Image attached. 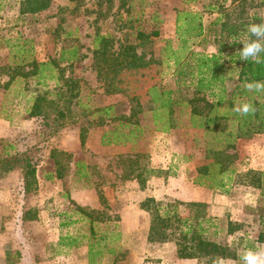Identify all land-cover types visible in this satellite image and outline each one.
<instances>
[{"label":"rangeland","instance_id":"obj_1","mask_svg":"<svg viewBox=\"0 0 264 264\" xmlns=\"http://www.w3.org/2000/svg\"><path fill=\"white\" fill-rule=\"evenodd\" d=\"M19 1L0 0V67L18 63L20 60L16 55L19 49H29V57L37 61H45L49 57L55 58L60 41L69 33L78 39L81 53L84 55L81 62L73 67V76L80 77L86 82L87 88L84 87L81 94L92 92L91 102H95L96 105L120 103L122 110L127 107L128 98L135 96L146 108L149 99L148 90L154 87L158 92L163 89H178L173 96L177 97L180 103L174 107L173 113L178 125L168 133H160L150 126L144 129L141 137L133 144L115 145L122 147L123 153L118 154V150L111 148L112 152L107 153L108 149H105L103 154L88 155L75 140L79 125L83 123L81 118L59 129L53 136L45 137L40 119L22 123L25 108L30 104V102L25 103V100L30 99L36 90L34 79L16 77L7 89H3L1 83L6 76L1 74L0 118L8 120V128L12 130L10 138L1 140L0 145H4L5 142L10 143L14 149H8L9 152L25 153L35 168V176L41 179L46 175H53V166L49 159L51 149L63 151L60 147L64 144L68 147L78 144L77 148L74 147L75 152L69 153L73 156L71 161L83 163L82 172L87 175L88 182L96 183L97 196L104 194L102 188L104 184L111 185V191L107 190L112 199L106 201L103 198L101 202L99 200L98 212L102 214V220L92 223L94 233L92 238H89L87 223L76 222L72 226L60 228L59 223L64 219L61 215L51 218L53 226L49 232H42L33 226L16 229L15 226L22 213H29L35 205L36 207L39 205L37 208L39 222L45 220L46 213L52 209H55L56 213L64 211L72 213L73 205L58 195L68 193L71 186L77 184L74 183L75 177L83 180L84 176L78 174L72 176L67 173L59 183L39 187L38 191L41 194L32 197V193H22V173L19 168L0 172V264H17V262L18 264H88L84 246L75 251L67 250L63 254L53 246L60 235L66 234L80 237L81 246L85 244L86 238L99 241L100 255L94 257V264H179L175 259L158 258L160 255L158 252L152 253L150 246L145 247L147 248L145 250L142 244L138 243L139 234L132 236L131 233H123L120 227L116 226L119 210L124 206H130L132 203L130 196L137 189L133 183H130L132 180L119 179L121 164L112 156L129 155L134 151L141 152L147 156L141 159V164L147 163L154 171H161L157 177L164 176V179L174 174L171 169H166L168 164H172L175 171L180 167L181 153L190 155L192 165L195 167L211 160L212 155L206 149L210 148V145L211 148L223 146L224 136L217 134L215 137L211 132L206 134L188 126V107L184 105V101L192 96L193 87L184 88L180 84L182 80L173 73L172 60H166V55L178 58V62L182 64L185 60L192 61L190 53L206 56L220 51V61L225 64L224 79L222 84L212 90V96L203 94L206 99L215 101L218 89L222 87L223 98L217 109L220 114L224 113L229 92L236 84L235 70L233 64L229 62V57L239 53L243 44L247 43V39L241 34L237 38V42L241 43L240 48L238 45L230 48L229 44L233 40L220 37L219 24H214V21L220 19L235 24L242 21L243 17L244 20L249 21L254 18L259 19V23H264V0L262 2L245 0L243 5L242 0L232 3L230 0H82L79 3L48 0L47 8L33 15L19 14ZM178 11L198 14L201 23V35L188 38L184 44L181 43L179 33L175 32L174 20ZM152 31L158 33L156 38L136 39L137 33H143L145 36ZM96 32L110 39L113 50H116L120 43H131L136 45L137 53L142 52L145 58L151 56L153 62L146 68L129 70L118 75L121 80L118 87L124 91L123 94L106 96L101 94V83L96 80L95 72L91 68V40ZM235 99L239 104L245 101L243 97ZM234 105L237 103H233ZM225 117L219 120L216 130L234 131L236 123L232 124L230 115L227 114ZM101 128H103L102 133L109 129L108 126ZM227 152L235 156L230 167L234 173L227 193H220L217 190L212 193L214 196L212 205L219 208L220 216L209 215L215 225L209 228L208 233L213 232L214 229L218 231L215 237H208L229 245L236 254V259L231 264H243L240 257L246 251L247 244L249 249L253 250L264 245V242L256 241L259 232L264 235V225L259 224L260 220L264 221V197L260 196L258 189L247 184L244 176L246 171L264 169V134H252L247 138L235 139L233 149H227ZM183 166L187 165L183 164ZM147 185H150V182ZM148 190L153 192L156 200H175L172 195V185L166 182H160L159 186L149 187ZM203 204L205 213L208 214L207 208L210 204ZM73 217L76 216L73 214ZM228 223L229 229L232 230L229 234ZM98 237L103 239L99 240ZM24 250L29 256L23 263L20 260L21 251ZM108 250L111 253H108ZM191 264L203 263L195 261Z\"/></svg>","mask_w":264,"mask_h":264},{"label":"trees","instance_id":"obj_2","mask_svg":"<svg viewBox=\"0 0 264 264\" xmlns=\"http://www.w3.org/2000/svg\"><path fill=\"white\" fill-rule=\"evenodd\" d=\"M68 1L79 3L82 0ZM234 1L237 0H230V3ZM244 1L242 0V5ZM258 1L262 2L263 0ZM47 5L48 0H20L18 12L21 15H33L46 9ZM253 19L248 21L242 17V21L235 24L216 19L214 24H219L220 37L224 36L227 40H233L229 44L230 48L233 45H238L240 48L241 43L237 42V38L241 34L244 35L247 42L255 39L247 31L249 24H259V19H254V21ZM174 24L175 32L179 33L178 36L182 44L188 38L201 35V23L199 15L196 13L178 11ZM157 36L156 31L145 36L143 33H137L136 39H142L141 37L156 38ZM91 46V68L95 72L96 80L101 83V94L105 96L124 93L118 87L121 83L118 75L121 72L143 69L153 62L151 56L145 58L142 52L137 53L136 45L131 43H120L116 50L111 49L110 39L97 32L92 36ZM17 53L16 57L20 60L18 63L13 66L0 67V75L6 76V79L1 83V88L7 89L16 77L34 79V85L37 88L35 87L36 90L32 97L25 100V103L30 102V104L25 108L24 119H40V126L45 137L53 136L59 129L75 123L79 118L83 120L78 128L80 146L83 145L87 130L92 127H109L100 138V145L106 146L133 144L141 137L144 129L150 126L160 133H168L178 125L173 116L174 107L180 103L178 98L173 96V93L178 90L176 88L174 90L163 89L158 92L152 87L148 90L149 99L146 108L139 103L137 97L132 96L127 100V107L122 110H120V103L96 105L95 102H91L92 92L87 91L86 94H81L87 84L82 78L74 77L72 69L81 62L84 55L81 53L78 39L69 33L64 35L60 41L55 58L49 57L45 61H37L33 57H29V49H19ZM220 53L218 51L206 56L190 53L192 61L185 60L182 64L174 56L166 55V60H172L173 73L182 80L180 84L184 88L193 87L192 96L184 101V105L188 107V126L206 134L211 132L215 137L217 134L224 136L223 146L211 148L210 145V148L206 149L211 153L212 158L208 163L196 167L195 183L226 193L234 173L230 167L235 159L234 154L228 153L227 149H233L235 139L247 138L252 134H264V93L248 92L244 88L245 83L264 81V63L242 61L239 53L229 57V62L233 64L235 70L236 84L229 92L226 110L220 114L217 108L223 98V88L218 89L215 101L206 99L203 94L207 93L212 96V90L222 84L224 78ZM66 71L67 73H65ZM240 97L245 98L242 103H251L255 107L254 114L244 117L232 110L233 103L239 105V101H236L235 98ZM227 114L232 117V124L236 123L234 131H217L219 120L225 119ZM8 149H14L10 143L5 142L4 145H0V172L19 168L22 173V192L31 194L36 190L34 166L25 153L9 152ZM146 157L137 151L129 155H118L116 160L121 164L119 179L122 181L135 180L138 187L142 189L149 178L161 174V171H154L147 163L141 164V159ZM49 159L53 166V175H49L59 181L62 180L64 175L69 173L71 155L68 152L51 149ZM165 174L167 173L165 172ZM244 176L247 179V184L258 189L260 196L264 197V169L246 171ZM98 199L100 202L103 201L101 195H98ZM72 205L74 211L63 216L64 219L59 223V227L72 226L76 222L87 223L89 238H92L94 235L92 223L101 221L102 214L98 210ZM138 206L149 217L146 234L148 243L172 242L176 258L194 259L203 264H217L218 258L222 260L236 259V254L229 245L208 237H215L218 230L214 229L213 232L208 233L209 228L214 227L215 224L212 222L213 219L205 213L203 203L177 200L160 201L148 197L142 200ZM28 214L22 213V220H28L30 217L27 216ZM73 214L76 217H73ZM259 224L264 225V221L260 220ZM229 226L228 223V234L232 233ZM98 239L102 240L103 238L98 237ZM95 240L86 238L85 244L81 246L80 237L66 234L60 235L57 243L53 246L58 249L60 254L84 246L87 263L94 264V257L100 255L99 241L96 243ZM256 241L264 242L263 233L257 234ZM107 252L111 253L110 250Z\"/></svg>","mask_w":264,"mask_h":264},{"label":"crops","instance_id":"obj_3","mask_svg":"<svg viewBox=\"0 0 264 264\" xmlns=\"http://www.w3.org/2000/svg\"><path fill=\"white\" fill-rule=\"evenodd\" d=\"M225 65L222 63V67ZM224 68V67H223ZM222 68V69H223ZM4 119V118H3ZM0 118V140L8 139L11 136V130L8 128V120H3ZM36 118H30V119H24L22 120V123H26L25 121H31ZM6 124V125H5ZM101 127H92L89 128L86 132L85 139L83 142V145L81 146L88 155L90 154H103L105 149L108 152H112L111 148L113 150H118V154L123 153L124 151L121 150L122 147H118L115 145H106V147L100 145V138L102 133ZM76 143L79 144L78 140V134L75 137ZM253 140V139H251ZM250 140V141H251ZM76 146V148L78 147ZM74 147H68L66 144H64L63 147H60L64 152L68 153H74L75 148ZM113 154V153H112ZM74 155V154H73ZM73 156H71L72 158ZM116 158L117 156H112ZM179 163L180 167L178 170H174V166L172 168V164H168L166 169H171L174 171V174L172 176L168 175L167 178L164 176L163 177H153L152 179L146 181L145 186L140 189L138 188V185L135 180H132L133 185L136 187V192L132 193V196H130L132 203L130 206H124L122 209L119 210L118 212V221H116V226L120 227V230L123 233H131L132 236H136L137 234L140 235L138 239V243L142 244V247L146 250L147 246L151 247L152 253L158 252L160 255H158V258H163V259H175L179 264H191V262H195L196 260L194 259H178L176 258L175 255V247L174 244L172 243H148L146 241V234L148 230V224H149V217L148 214L139 209V203L144 200L145 198L148 197H153V192H150L148 189L149 187L152 188V186H159L160 182H166L169 185H172V195L175 197V200L182 201V202H201L205 204H210V207L207 208L209 216L210 214H213L215 216H220V211L219 208H216L212 205V193L216 189L209 190V188L199 186L198 184L195 183V177H196V172L195 169L198 167V165L195 167L192 165L191 157L190 155H184L181 153L179 155ZM187 165L186 167L183 166ZM206 164V163H205ZM190 165V166H189ZM203 165V164H202ZM69 173L70 175L78 174V175H83L84 178L83 180H79L78 178H74V183L73 186H71L69 192H65L63 194H59L58 197L65 199L66 201L70 202L71 204H75L80 207H87L89 209L93 210H99L100 204H99V199L98 196L96 195V183H91L88 182L87 175L85 172H82L83 169V163L81 161H71L69 164ZM85 168V166H84ZM77 171V173H76ZM189 174L191 175L189 177ZM36 178V190L32 192V197L33 196H38L41 193L38 191L39 187L42 188L43 186H51L52 183H59V180L55 179L54 177H51L50 175H46L44 178L39 179L37 176ZM79 180V182H78ZM150 185H147L149 184ZM44 184V185H43ZM163 184V183H162ZM104 189V194H102V197L106 201H110L112 199L111 195H109L108 190L111 191L112 186L109 184H104L102 187ZM106 189V190H105ZM218 191V190H217ZM228 191V190H227ZM23 193V192H22ZM221 193V192H220ZM227 193V192H226ZM53 194V193H50ZM155 199V198H154ZM156 200V199H155ZM134 201V202H133ZM33 207L29 214L27 215L29 217L28 220H22V218L18 219V223L15 226L16 229L22 226H33L36 228H39L42 230V232H49L51 231V228L53 226V221L51 218L57 216H64L65 214H68L66 211L63 213H56L55 209H52L46 213L45 220H41L39 222V210L36 207ZM50 219V220H49ZM85 249V247H83ZM242 248H245V246H242ZM247 248L249 249V245H246V250ZM82 248H77L74 249L78 250ZM26 250L21 251L22 253V258L21 262H26V259L29 255L25 252ZM84 252V251H83ZM170 255V256H169ZM223 264H231L234 262L233 259H223ZM18 264V262H17Z\"/></svg>","mask_w":264,"mask_h":264},{"label":"clouds","instance_id":"obj_4","mask_svg":"<svg viewBox=\"0 0 264 264\" xmlns=\"http://www.w3.org/2000/svg\"><path fill=\"white\" fill-rule=\"evenodd\" d=\"M247 31L255 39L243 44L239 51L240 60L252 61L256 64L264 63V23H252L247 26ZM244 88L248 92L264 93V81H252L245 83ZM232 110L244 117L255 113L256 109L251 103H242L234 105ZM243 264H264V245L259 246L256 250L247 249L240 257ZM217 264H223L221 258L217 259Z\"/></svg>","mask_w":264,"mask_h":264}]
</instances>
